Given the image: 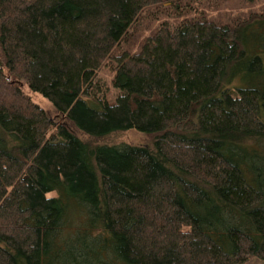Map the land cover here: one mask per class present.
<instances>
[{"label":"trees","instance_id":"1","mask_svg":"<svg viewBox=\"0 0 264 264\" xmlns=\"http://www.w3.org/2000/svg\"><path fill=\"white\" fill-rule=\"evenodd\" d=\"M217 9L0 0V264L264 263V10Z\"/></svg>","mask_w":264,"mask_h":264},{"label":"rangeland","instance_id":"2","mask_svg":"<svg viewBox=\"0 0 264 264\" xmlns=\"http://www.w3.org/2000/svg\"><path fill=\"white\" fill-rule=\"evenodd\" d=\"M248 0H211V4L212 6H219L220 9L217 10H213L210 15L214 14L216 12H219L218 10H221L219 13L223 14L224 10H228L230 12L229 13H245L247 12L249 9H251L252 12H262L264 10V0H255L252 4H248L247 3ZM238 4L237 7H235V4ZM195 7V6H194ZM160 19H163L160 18ZM146 17H144L140 22V28H145L144 31L139 33V36H141V39H143V37L149 33V30L151 29V27H149L150 24H148V21L146 22ZM155 23H153L152 26H154ZM140 39V40H141ZM97 81L98 84L102 87V89L106 90V95L108 97L109 100H111L115 94V91L113 90V88L110 85V75L108 72H106L105 70H101L100 72H98L97 74ZM24 91H26L25 88H23ZM29 97L31 99V101L35 104H37L40 108H42L43 110H45L47 112V114L50 115L51 119L53 121H56V118L53 116V111L51 108V105L43 98L41 97L39 94L37 93H29ZM109 143H120V142H128L131 144H141V145H146L147 143V139L137 133V132H133V131H129V132H125V133H118L116 135H113L109 140ZM149 145V144H148ZM242 264H264L261 260L257 259V258H249L248 260H246L245 262H243Z\"/></svg>","mask_w":264,"mask_h":264}]
</instances>
